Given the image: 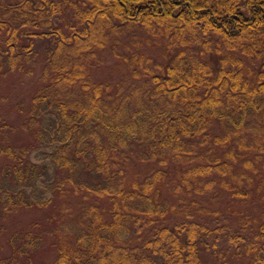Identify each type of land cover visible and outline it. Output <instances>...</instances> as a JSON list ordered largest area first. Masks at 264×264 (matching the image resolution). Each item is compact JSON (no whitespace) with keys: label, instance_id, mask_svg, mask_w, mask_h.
Returning a JSON list of instances; mask_svg holds the SVG:
<instances>
[{"label":"trees","instance_id":"1","mask_svg":"<svg viewBox=\"0 0 264 264\" xmlns=\"http://www.w3.org/2000/svg\"><path fill=\"white\" fill-rule=\"evenodd\" d=\"M140 27L165 62L139 46L130 79L95 80L98 51ZM35 39L27 122L48 161L0 143V212L54 205L50 264H264V221L242 208L236 228L210 202L264 201V0H0V70L32 62Z\"/></svg>","mask_w":264,"mask_h":264},{"label":"rangeland","instance_id":"2","mask_svg":"<svg viewBox=\"0 0 264 264\" xmlns=\"http://www.w3.org/2000/svg\"><path fill=\"white\" fill-rule=\"evenodd\" d=\"M68 18V14L62 13L59 21L63 23V20H69ZM55 23L58 22L55 21ZM132 34H136V36H132ZM147 37L142 27L135 28V30L130 29L127 34H122L113 45L108 46L114 47L115 52L111 49L98 51L92 68V76L95 80L110 81L114 85L121 79L126 77L128 79V67L121 55L122 53L129 54L139 46L154 55H156V51L159 54L157 59L165 62L166 59L161 57V50L158 51L160 45L164 44L163 39L152 37L155 41L148 42ZM44 46V41L35 39L37 56L32 62L13 70H0V143L10 144L14 149H20L21 146L30 147L28 158L36 163L47 162L49 151L44 145H38L37 126L31 128L27 122L31 115V108L34 106L33 97L40 93L45 83L43 76L46 62ZM14 163L15 159L0 155V170L2 167L11 166ZM144 165L142 163L136 168ZM256 187H258V183ZM260 188L261 191L264 190L262 186ZM37 195L43 197L44 194ZM228 195L224 193L222 198L210 201L212 207L224 212L218 221L222 222L221 218L224 215V221L239 228L238 211L242 208L250 215V218L255 217L252 222L254 223L253 228L256 229L259 223L264 221V201L256 202L255 208L249 205H240L234 201L235 208L232 209V204L228 205L227 202ZM45 196L49 197V192ZM71 196L55 197L53 203L65 202ZM209 197H205L206 201ZM55 210L54 205L50 204L43 207L18 208V210H12L7 214L0 212V261L10 257L14 262L21 264L52 263L55 256V243L60 238L59 233H55V228L58 226V213H54ZM29 235L35 239L31 245L25 243V238ZM21 248L24 249L23 252H21ZM29 252L30 256L27 257L26 253Z\"/></svg>","mask_w":264,"mask_h":264}]
</instances>
